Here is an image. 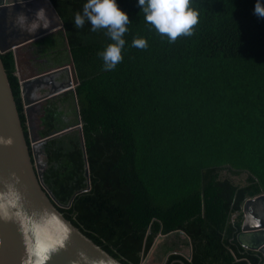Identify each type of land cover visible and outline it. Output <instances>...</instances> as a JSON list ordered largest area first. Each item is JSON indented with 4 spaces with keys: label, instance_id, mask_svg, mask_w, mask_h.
<instances>
[{
    "label": "trees",
    "instance_id": "1",
    "mask_svg": "<svg viewBox=\"0 0 264 264\" xmlns=\"http://www.w3.org/2000/svg\"><path fill=\"white\" fill-rule=\"evenodd\" d=\"M52 2L78 84L69 108L65 96L43 104L37 134L81 121L85 140L84 148L74 128L40 143L58 208L124 264H141L159 234L179 230L192 258L173 253L167 264H261L238 240L245 200L264 192V17L254 14L256 0H191L199 22L175 42L145 21L137 0H117L131 23L112 70L100 55L112 43L106 30L74 26L86 0ZM137 38L148 47H133ZM2 58L31 146L13 51ZM244 173L246 183L237 182Z\"/></svg>",
    "mask_w": 264,
    "mask_h": 264
},
{
    "label": "water",
    "instance_id": "2",
    "mask_svg": "<svg viewBox=\"0 0 264 264\" xmlns=\"http://www.w3.org/2000/svg\"><path fill=\"white\" fill-rule=\"evenodd\" d=\"M40 1L23 0L21 3L20 0H0V264H124L65 216L57 206V198L43 180V165L39 162L35 145L79 128L85 148L82 122L40 138L34 133L31 114L28 113L31 146L25 133L3 53H14L16 74L27 112L53 95L31 97L32 90L41 87L43 78L49 72L26 70L27 47L38 42L45 33L63 31L70 54V67L78 84L64 22L52 0H42L54 18L48 28L28 33L18 26L29 27L27 21H22L17 14L23 13L30 22L34 19L32 13L36 12V5L42 7ZM86 166L89 176L88 163ZM259 203H264V192L246 200L238 240L244 247L260 251L264 264V219L261 216L257 219L255 208ZM179 231L190 239L186 232ZM163 236L159 234L158 238ZM150 252L143 253L141 264L148 262Z\"/></svg>",
    "mask_w": 264,
    "mask_h": 264
},
{
    "label": "clouds",
    "instance_id": "3",
    "mask_svg": "<svg viewBox=\"0 0 264 264\" xmlns=\"http://www.w3.org/2000/svg\"><path fill=\"white\" fill-rule=\"evenodd\" d=\"M23 3V0H20ZM137 5L144 13V19L161 35H166L169 42H175L177 37L191 36L194 26L198 24V11L192 6L191 0H137ZM254 14L264 17V0H256ZM22 21H27L29 27L18 25L21 30L35 33L40 27L48 28L51 21L45 8L41 7L35 13V18L28 21L23 13L17 14ZM74 26L83 28L85 23L91 25L92 31L105 29L112 43L100 53L105 70H112L123 60L122 50L125 46L124 34L131 23L127 11L122 9L117 0H86L82 12L74 17ZM133 47L147 48L145 38H137Z\"/></svg>",
    "mask_w": 264,
    "mask_h": 264
},
{
    "label": "flooded vegetation",
    "instance_id": "4",
    "mask_svg": "<svg viewBox=\"0 0 264 264\" xmlns=\"http://www.w3.org/2000/svg\"><path fill=\"white\" fill-rule=\"evenodd\" d=\"M40 4L42 5L43 8L46 9L47 11V15L49 16V19L52 22H54V18L53 15L51 14V12L49 10H47L44 2H42V0L40 1ZM36 11L38 9H40L41 7H39V5H36ZM36 13V12H35ZM35 13H32L33 18H35ZM43 28L40 27L39 30ZM38 31V30H37ZM61 35L62 38L64 39L63 36V31L61 30H56V31H50L48 33H45L39 40L38 42L30 45L29 47H27V54L26 57L28 59L27 63H26V70L30 71L31 69H33L36 73H44V72H49L48 76H46L45 78H43V82L41 84V87H36L32 90L31 93V97L33 98H40L41 96H44L46 94L49 93H53V95H51L50 97H48L47 99L41 101L40 103L36 104L35 107L33 108V110H29L27 112L25 106H24V111L26 113V115L28 113L32 114H37L39 115L41 112V107L43 106V104L54 97H63L65 96L67 98V100H61V105L62 106H66V107H70L73 101V94L75 92L76 86H77V79L76 76H74V73L70 67V57H69V52L67 51L66 45L64 44V41H62L63 43L60 46V43H57V39L56 36ZM62 39V40H63ZM69 113H66V116ZM70 117V116H69ZM39 151L41 153L40 150V144H39ZM246 178V177H245ZM246 183V180H242V182ZM239 182V181H237ZM247 200V199H246ZM245 200V202H246ZM244 202V204H245ZM244 204L242 207V210L244 212ZM251 207V206H250ZM257 208L256 212L258 213V218L257 219H264V203H259L257 204ZM239 212H235L232 215V218L235 219L238 216ZM260 214V215H259ZM244 217V213L242 215ZM259 216H261L259 218ZM240 233V232H239ZM166 236V235H165ZM189 246H190V254L186 255L185 253L182 252V250H171L168 251L166 256L163 258V260H161V262H159L160 264H167V259L169 257L170 254L173 253H179L182 254L184 257L191 259L192 258V244L191 241L189 239ZM246 248V247H245ZM247 250H251L253 251V257L257 258L259 261L261 260V264H263V259H262V253H260V251L258 250H254V249H248ZM177 262L180 261L181 263L183 262V264H185V262L183 260H181L179 257L175 258L173 260V262Z\"/></svg>",
    "mask_w": 264,
    "mask_h": 264
},
{
    "label": "rangeland",
    "instance_id": "5",
    "mask_svg": "<svg viewBox=\"0 0 264 264\" xmlns=\"http://www.w3.org/2000/svg\"><path fill=\"white\" fill-rule=\"evenodd\" d=\"M56 39H57V43H60V46L63 43L62 41L65 42V39H63L61 35L56 36ZM65 45H66V42H65ZM69 57H70V55H69ZM31 124H32L33 129H34V133L38 137L37 130L39 128V119H38L37 114L31 115ZM38 146H39V143L35 145V148L37 150H39ZM37 152H38V156H39V162L42 165L43 157L40 155L39 151H37ZM245 175H246V173H244L240 176H236L235 179L237 181H242L245 179ZM243 183H245V181ZM155 241H156L155 246L152 249V251L150 252V255L148 258L149 260L146 264H160L159 262H161V260H163V258L166 256L167 252L169 251L168 250L169 247H170V249H174V250L175 249L180 250V251L182 250V252L185 253L186 255L190 254L189 239L187 236H185L180 231L172 232V233L167 234L166 236H163L161 238L157 237Z\"/></svg>",
    "mask_w": 264,
    "mask_h": 264
},
{
    "label": "crops",
    "instance_id": "6",
    "mask_svg": "<svg viewBox=\"0 0 264 264\" xmlns=\"http://www.w3.org/2000/svg\"><path fill=\"white\" fill-rule=\"evenodd\" d=\"M64 44H65V42H64Z\"/></svg>",
    "mask_w": 264,
    "mask_h": 264
}]
</instances>
